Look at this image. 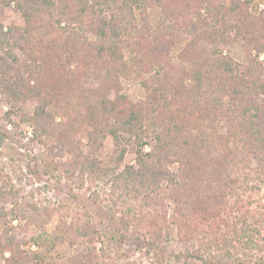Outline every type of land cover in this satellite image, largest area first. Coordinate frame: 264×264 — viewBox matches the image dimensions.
I'll use <instances>...</instances> for the list:
<instances>
[{
	"label": "trees",
	"instance_id": "1",
	"mask_svg": "<svg viewBox=\"0 0 264 264\" xmlns=\"http://www.w3.org/2000/svg\"><path fill=\"white\" fill-rule=\"evenodd\" d=\"M251 2L0 0V93L21 112L24 103H35L25 116L40 133L47 171L78 186L104 177L112 194L143 198L166 182L180 218L199 215L208 222L220 218L230 198L258 194L257 201L248 197L244 222L226 235L191 229L193 239L177 259L264 264V69L256 58L264 52V17L250 13ZM11 3L24 25L4 31L2 12ZM162 6L171 24L183 32L193 29L197 40L210 46L245 42L246 71L240 73L221 50L198 53L195 42L185 45L178 54L181 63H174V41L162 42L149 23V9ZM122 80H136L145 97L132 101L122 94ZM107 137L119 161L132 152L135 164L117 173L80 151L83 138L96 149ZM7 140L8 131L0 130V149ZM64 150L70 151L68 159L56 160L63 154L56 152ZM172 163L177 168L170 172ZM181 222L183 231L187 223ZM20 244L4 238L0 264H23ZM212 245L221 246L219 253L210 252ZM89 258L82 256L79 263Z\"/></svg>",
	"mask_w": 264,
	"mask_h": 264
},
{
	"label": "rangeland",
	"instance_id": "2",
	"mask_svg": "<svg viewBox=\"0 0 264 264\" xmlns=\"http://www.w3.org/2000/svg\"><path fill=\"white\" fill-rule=\"evenodd\" d=\"M259 3L264 4V0H252L249 11L254 16L264 17V9L258 10ZM135 15L140 24L139 12ZM148 16L152 32L162 42L174 41L171 45L174 63H181L178 54L185 45L195 42L192 47L198 53L211 55L215 49L221 50L239 65L240 73L246 71L245 42L231 41L218 48L210 46L197 40L198 34L193 29L183 32L171 24L165 6L149 9ZM2 19L4 31L8 27L24 25L22 14L14 3L3 9ZM214 30L210 28L209 32ZM16 53L21 57L20 52L16 50ZM255 55L253 51L252 56ZM256 58L264 69V52ZM90 85L93 87L96 82L91 81ZM122 94L137 101L142 100L146 92L136 80H122ZM34 105L28 101L22 106V112L18 111L11 106L9 98L0 93V130L8 131L6 145L0 149V248L4 238H14L15 242L21 243L20 249L26 255L23 264H80L82 256H91L85 264H201L198 258L177 259L184 251L185 243L193 239L191 229L217 230L226 235L232 225L239 228L244 222L246 211L250 209L248 197H252L251 202L259 197L253 192L230 198L223 206L220 218L208 222L202 221L199 215L180 218L175 201L165 190L166 182L148 198L112 194L111 184L104 177L87 178L83 186H78L67 176L49 172L44 167L41 160L43 147L38 140L40 133L33 130L25 116L32 113ZM59 119L56 117L57 121ZM218 129L222 132L223 125ZM79 145L83 154H90L101 167L117 173L125 166L135 164L132 152L118 160V152L109 137L96 149L90 148L86 138ZM149 150V146L144 148L145 152ZM61 152L63 154L56 160L68 159L70 151L56 154ZM176 168L175 163L168 166L170 172ZM180 221L187 223L183 231L178 228ZM55 233L60 238L55 239L52 236ZM205 249L203 252H209V248ZM218 249L212 245L210 252L219 253ZM8 255V252L4 254L5 257ZM94 256L102 260L93 259Z\"/></svg>",
	"mask_w": 264,
	"mask_h": 264
},
{
	"label": "built area",
	"instance_id": "3",
	"mask_svg": "<svg viewBox=\"0 0 264 264\" xmlns=\"http://www.w3.org/2000/svg\"><path fill=\"white\" fill-rule=\"evenodd\" d=\"M264 9V4L263 3H259L258 4V10H262Z\"/></svg>",
	"mask_w": 264,
	"mask_h": 264
}]
</instances>
